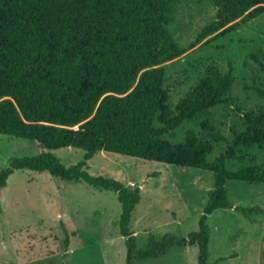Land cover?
Here are the masks:
<instances>
[{"label": "trees", "instance_id": "trees-1", "mask_svg": "<svg viewBox=\"0 0 264 264\" xmlns=\"http://www.w3.org/2000/svg\"><path fill=\"white\" fill-rule=\"evenodd\" d=\"M211 1L215 20L191 46L224 37L264 14V0ZM178 3L0 0V135L33 141L42 149L2 170L0 190L15 171L30 170L114 193L126 264L164 256L175 246L195 247L197 264H210L209 217L232 208L226 183L264 185V165L246 164L253 151H264L263 107L241 110L243 130L231 128L229 141L206 119L199 124L204 138L188 132L182 142H172L178 128L224 104L235 82L231 69L221 73L210 64L195 87L169 106L164 66L185 53L170 31ZM250 58L264 74V52ZM251 89L264 100V84ZM220 143L225 150L210 161ZM66 148L83 151L82 160L64 166L52 152ZM100 152L211 173L213 189L197 230L187 238H151L145 249H137L131 223L140 189L91 176L88 161ZM230 162L239 163L237 170L228 169ZM237 210L245 217L259 212ZM261 260L264 264V239Z\"/></svg>", "mask_w": 264, "mask_h": 264}, {"label": "rangeland", "instance_id": "rangeland-1", "mask_svg": "<svg viewBox=\"0 0 264 264\" xmlns=\"http://www.w3.org/2000/svg\"><path fill=\"white\" fill-rule=\"evenodd\" d=\"M215 17L211 0H179L175 9L170 31L185 53L164 66L169 106L174 108L195 87L210 64L221 73L231 69L235 82L224 104L178 128L174 143L182 142L188 132L203 137L199 124L206 119L229 141L231 128L243 130L241 110L264 108V100L251 89L264 84V74L250 58L264 52V14L224 37L191 46ZM225 147V143L215 145L208 159L212 161ZM41 151L36 142L0 135V172L13 160L34 157ZM52 153L66 167L80 162L84 154L71 148ZM253 162L264 165V151H253L246 164ZM238 166L237 162L227 165L233 171ZM88 172L140 189L141 200L131 223L137 249H145L151 238H187L196 231L214 184L209 172L104 152L88 161ZM225 188L232 208L209 217L208 261L263 264L264 185L228 182ZM241 207L259 212L245 217L237 210ZM120 211L112 192L93 189L83 182H66L47 173L15 171L0 190V264H126L125 240L118 230ZM197 255L195 247L175 246L164 256L136 264H197Z\"/></svg>", "mask_w": 264, "mask_h": 264}]
</instances>
